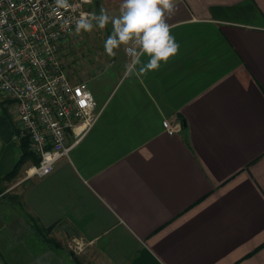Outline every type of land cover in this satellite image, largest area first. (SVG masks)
Masks as SVG:
<instances>
[{
    "label": "crops",
    "instance_id": "0c3cea01",
    "mask_svg": "<svg viewBox=\"0 0 264 264\" xmlns=\"http://www.w3.org/2000/svg\"><path fill=\"white\" fill-rule=\"evenodd\" d=\"M173 2L178 52L144 75L127 74L125 46L106 54L111 22L66 43L68 78L101 111L47 175L27 176L30 160L0 174V202L25 217L0 208V264H71L74 238L76 264H264V0ZM121 3L91 8L115 18Z\"/></svg>",
    "mask_w": 264,
    "mask_h": 264
},
{
    "label": "built area",
    "instance_id": "2783aa9c",
    "mask_svg": "<svg viewBox=\"0 0 264 264\" xmlns=\"http://www.w3.org/2000/svg\"><path fill=\"white\" fill-rule=\"evenodd\" d=\"M92 3L67 0L68 7H60L57 0H0V100L11 101L18 128L38 154V163L26 169L29 177L50 173L101 111L86 81H71L63 68L64 47L79 39L80 16L95 14ZM161 123L167 134L181 129L177 121ZM72 244L79 254L87 245L75 238Z\"/></svg>",
    "mask_w": 264,
    "mask_h": 264
},
{
    "label": "clouds",
    "instance_id": "9594fccd",
    "mask_svg": "<svg viewBox=\"0 0 264 264\" xmlns=\"http://www.w3.org/2000/svg\"><path fill=\"white\" fill-rule=\"evenodd\" d=\"M57 5L68 7L67 0H57ZM174 12L173 0H122L115 18L103 9L99 15L82 14L76 21V33L91 32L93 21L100 29L111 22L112 33L104 42L106 54L113 57L116 49L125 46L129 57L127 74L144 75L159 69L161 62L166 63L178 52L179 45L166 20ZM142 57H147V61H142Z\"/></svg>",
    "mask_w": 264,
    "mask_h": 264
},
{
    "label": "trees",
    "instance_id": "16d2710c",
    "mask_svg": "<svg viewBox=\"0 0 264 264\" xmlns=\"http://www.w3.org/2000/svg\"><path fill=\"white\" fill-rule=\"evenodd\" d=\"M0 112L7 118V121L10 124L11 129L13 130V136L18 137V139H14L12 140V144H13V150L18 152V156L16 157L15 160V168L13 170V172L11 174H9V176H5V177H12L18 170V168L26 163V161L30 160L33 163H38L39 158L37 156H35L29 149V138L28 136H20L19 132L20 129L18 128V125L16 123L15 120H12V117L10 115V113L7 111L6 107L1 106L0 108ZM50 228L48 227V229L44 230L45 232H43L40 228H36L35 232L40 236L43 237V241L50 246L52 249H57L60 247V243L58 241H56L55 239H51V238H47L45 237ZM79 264H83V263H79Z\"/></svg>",
    "mask_w": 264,
    "mask_h": 264
},
{
    "label": "water",
    "instance_id": "95a60500",
    "mask_svg": "<svg viewBox=\"0 0 264 264\" xmlns=\"http://www.w3.org/2000/svg\"><path fill=\"white\" fill-rule=\"evenodd\" d=\"M12 139L13 130L7 118L3 114H0V140L4 144L0 153V174L9 173L15 167Z\"/></svg>",
    "mask_w": 264,
    "mask_h": 264
},
{
    "label": "rangeland",
    "instance_id": "374dc122",
    "mask_svg": "<svg viewBox=\"0 0 264 264\" xmlns=\"http://www.w3.org/2000/svg\"><path fill=\"white\" fill-rule=\"evenodd\" d=\"M1 106L6 107L7 111L10 113V115L12 117V120H15L16 121L15 110L12 108L11 101L8 100V99L0 100V108H1ZM16 122H17V125H18V121H16ZM21 168H22V166H21ZM23 171L22 170L19 171V174H18V176L17 175L15 176V179H17V177L23 176L24 175V172ZM7 199H9V198H7ZM12 199L13 198L11 197L10 198V202L9 201H6V200H2L4 203L0 202V208H2V209H9V208L12 209V216L11 217L12 218L15 217V218H13L14 219V222L23 221V219H25V217H24V215L21 212H18V210L20 208L17 207V205H16L17 202H14ZM5 215L6 216H9V213L7 212V210L5 211ZM30 237L38 240V238L36 237V235L34 233H31L30 234ZM8 245H10V243H8ZM64 245L67 246L68 245L67 242H65ZM69 246H70V248H74V245L72 243ZM71 250L72 249H70V251ZM72 253H73V257H72L73 258V261L71 262V264H76V263H73V262H76V260L78 262L80 260L79 259V256H81V255L79 253H75L74 251Z\"/></svg>",
    "mask_w": 264,
    "mask_h": 264
}]
</instances>
